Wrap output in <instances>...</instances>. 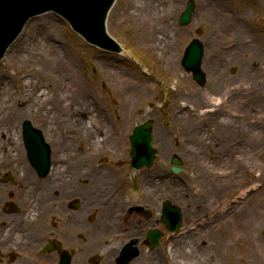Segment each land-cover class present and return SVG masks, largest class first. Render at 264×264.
Instances as JSON below:
<instances>
[{
	"label": "rangeland",
	"instance_id": "obj_1",
	"mask_svg": "<svg viewBox=\"0 0 264 264\" xmlns=\"http://www.w3.org/2000/svg\"><path fill=\"white\" fill-rule=\"evenodd\" d=\"M186 1L116 0L108 13L106 29L123 46L125 53L121 54H112L89 45L71 30L65 20L55 14L33 17L25 24L20 38L8 48L13 47V54L3 57L0 61V86L5 79L3 74L8 73L12 76L8 85L14 92L8 94L7 91H1V108L7 111L9 109L12 113L7 116L5 112H0V140L2 136L12 138L20 146L8 149L22 154L24 146L20 128L23 120L28 119L42 132L50 146L52 166L58 165L57 161H64L65 158L72 160L71 155L75 158L72 164H81L78 160L82 157H78L76 151L81 149L85 153L83 158L88 159L91 164L102 165L104 171L117 175V185L127 189L124 200L134 201L135 198L139 199L142 193L140 184L138 183L135 189L133 180H141L145 168L135 170L130 166L129 136L137 123L152 119L154 137L165 127V168L160 164L159 150L153 145L158 154L152 166L146 168L149 172L165 169V193L159 198L155 196L158 199L156 198L157 205L152 214L155 228L164 230L159 224L160 215L157 214V207L164 202L160 200L167 199L180 205V195L193 198L206 192L199 171L186 167L185 157L182 156L183 167L178 174L170 170L169 159L172 154L181 156L178 150L180 103L177 93L187 87L199 91L180 64L185 47L192 38H198L203 43L204 51L208 53L203 57L204 67L207 62L205 60L218 57L227 50V43L234 55L242 54L243 49L247 48V53L244 54L249 55V60L256 59L264 72V0H217L216 11L200 10L199 0H193L195 9L190 21L187 25H180L178 17ZM144 4H152L153 8L149 14ZM222 15L229 17V20H226L229 24L221 26ZM210 16L215 17L214 25L219 31L213 36V44L207 45L206 20ZM168 33L174 38L171 39L172 42L166 40ZM28 38L32 42L43 38L48 40L54 45L53 51L59 56L52 60H42L29 50L17 52L20 44L28 42ZM234 67L237 68L235 65ZM64 72H74L83 82L84 90L79 99L86 104L55 103L54 96L57 92H63L64 97H61L64 103L73 101L71 91H67L63 86L57 91L58 86L54 78ZM205 73L208 85L211 74L209 71ZM25 81L35 83L32 92L47 95L48 104H27L28 99L21 96ZM251 83L254 84L249 81L247 85L250 86ZM196 117L201 119L204 114L196 113ZM186 119L191 120L187 114ZM62 157L63 159H60ZM260 160L264 162V157ZM187 163L190 164L188 159ZM261 173L253 171L247 178L234 175L235 187L233 186L231 193L234 200L244 196L242 191L245 187L248 186L249 190L253 183L260 180L261 186L258 190H249L247 203L253 206L261 200L264 201V175L258 177ZM79 182H83L81 178ZM92 220L89 218L90 223H93ZM231 220L229 234L219 233L218 238L227 240L229 251L232 252L228 259L233 260L234 264H240L245 255L242 248L245 224L242 217L236 213ZM173 232L170 233L165 226V239L160 238L161 243L155 246V249L168 254L165 257L169 258L168 263L182 261L178 258V247L175 249L169 239ZM175 234L173 236H176ZM75 242V246L84 247L89 244L86 236ZM213 248L218 250L220 255L226 250L218 243ZM170 250L174 253L173 257L169 256ZM192 257L193 255L189 261ZM209 260L210 258L208 262Z\"/></svg>",
	"mask_w": 264,
	"mask_h": 264
},
{
	"label": "flooded vegetation",
	"instance_id": "obj_2",
	"mask_svg": "<svg viewBox=\"0 0 264 264\" xmlns=\"http://www.w3.org/2000/svg\"><path fill=\"white\" fill-rule=\"evenodd\" d=\"M225 46L227 50L220 56L205 60L204 71L211 74L208 85L198 86L188 74L199 91L187 87L177 93L180 168L183 156L186 167L199 171L206 190L191 198L192 202L179 205L182 213L179 236L189 234L193 247L209 254L210 260L205 264H234L228 259L232 252L227 240L218 238V234H229L234 206H240L236 213L245 224L242 246L245 255L240 264H264V201L251 206L247 203L248 194L234 203L232 175L226 185L223 182L231 172L234 155L248 149L250 137L255 138L256 165L249 170L259 172L258 166H264L260 160L264 157V120L258 118L259 135L244 130L253 121L251 104H264V72L257 60H249V55L244 54L247 52L234 55L229 43ZM249 81L254 84L248 86ZM196 113L204 117L198 119ZM153 146L159 150L160 164L165 168V127L153 136ZM76 151L78 157L85 156L83 150ZM154 151L156 156L158 152L155 148ZM26 153L23 150L22 154L0 160V264H151V259L145 260L141 252L154 249L155 229L165 239L164 202L157 207L159 224L164 230L155 228L152 218L157 199L165 193V169L143 170L141 180H133L135 189L140 184V198L124 200L126 187L117 185V175L104 171L102 165L91 164L86 158L78 160L81 164H72L75 158L71 156L70 164L65 165L68 177L56 172L52 176L57 165H51L49 172L41 176ZM80 178L83 182H79ZM83 195L88 196L91 204L85 214L80 213ZM90 210L94 212L92 218ZM100 214L112 222L118 235L104 234L89 239L91 242L84 247L75 246L81 237L90 238L84 227L91 224L89 218L97 219ZM74 218L78 220V229H74ZM197 233L204 238L199 239ZM217 243L226 248L221 255L213 248ZM123 250L125 253L121 254Z\"/></svg>",
	"mask_w": 264,
	"mask_h": 264
},
{
	"label": "water",
	"instance_id": "obj_3",
	"mask_svg": "<svg viewBox=\"0 0 264 264\" xmlns=\"http://www.w3.org/2000/svg\"><path fill=\"white\" fill-rule=\"evenodd\" d=\"M115 0H0V59L7 48L20 34L25 23L33 16L52 11L63 17L86 42L112 53H121L122 46L107 32L106 18ZM194 8L192 0H188L181 13L179 23L187 24ZM203 56L202 43L194 38L185 49L182 66L192 71L195 79L203 83L204 74L200 69ZM151 121H145L135 127L131 136V164L135 168L150 166L153 160ZM23 142L31 164L38 173L44 176L50 165L51 149L45 142L42 132L29 120L22 124ZM177 164L178 160H172ZM178 172L179 168L173 166ZM165 223L169 230H177L180 222L179 210L165 201ZM155 234L154 238L157 239ZM156 243V242H155ZM154 243V244H155Z\"/></svg>",
	"mask_w": 264,
	"mask_h": 264
},
{
	"label": "bare ground",
	"instance_id": "obj_4",
	"mask_svg": "<svg viewBox=\"0 0 264 264\" xmlns=\"http://www.w3.org/2000/svg\"><path fill=\"white\" fill-rule=\"evenodd\" d=\"M216 3H217V0H199L198 9L203 10V11H205L207 9H211V10L216 11L218 8ZM144 8L147 10V12L149 14L150 10H151V8H153V6H152V4H148V5L144 4ZM173 9H175V7H173ZM216 13H218V12H216ZM46 14H48V13H46ZM41 15H44V14H41ZM222 18H223V23L221 24V26H225V25L229 24V23H226V22H228L226 20H229V17L222 15ZM214 19H215L214 16H210L206 20L207 21L206 22V29H207L206 30V32H207L206 33V39H207L206 44L207 45L213 44V36H216L218 31H219L218 28L214 25V23H215ZM170 34L171 33H168L166 35L167 42H172L171 39L174 40V38L171 37ZM237 40H240V39L237 38ZM20 46L21 47L18 49L17 52H21L23 49H25L24 52H27L29 50L36 57H39L42 60H45V59L46 60H49V59L52 60L53 58H56L59 56L58 53H55L53 51L54 45L51 42H49L48 40H45L44 38L41 40H35V42H32L28 38V42H22L20 44ZM243 50L244 51H242V52H246L248 49L245 48ZM11 54H13V47L8 49L3 57L5 58L7 56H11ZM206 54H208V53H205V51H204V56ZM3 57L1 59H3ZM72 71H74L73 68H72ZM3 76L5 79L1 82L0 95H1V91H7L8 94H14V92L11 90V88L8 85V81H9V79L12 78V76L8 73H4ZM54 79H56L55 82H56V85L58 86L57 91L59 90L58 89L59 87L63 86L67 91L72 92V97H73L72 98L73 101L71 103H64L63 98L61 97V95L64 97V95L62 94L63 92L62 93L57 92L56 96H54L56 104H72L73 102H75L76 104H86V102H84L83 100L81 101L79 99V97H82L81 93H83V90H84L83 82L79 79V77L77 75H75L74 72H72V73H68V72L65 73L64 72V74L59 73L57 76H55ZM35 85L36 84L33 83L32 81L23 82V87H22V91H21L22 95L21 96H24L25 98L28 99L27 104H48L49 97H47V95H44L41 92H39V93L38 92H36V93L32 92L35 88ZM78 101H80V102H78ZM1 107H2V105H0V112H5L7 114V116H9L12 113L9 109L7 111L5 108H1ZM251 112H253V113H251ZM258 118L261 120H264V104H251L250 119L253 121H250L249 123H247L244 126L245 132L253 133L255 135L260 134L261 130L258 128ZM234 123H236V121ZM192 135L195 138H197V137L202 138L201 136H198L195 134H192ZM254 140H255L254 137H250V143H249L248 149L245 152L240 153L239 155H234L233 165H232V167H229L231 172L226 174V177L228 179L223 180L225 185H226V182L230 181V178H229L230 175H232V177L234 175L242 176V177H248L249 174L251 173V170H249V169L252 168V166L256 165L254 163V159H253V157H254L253 151L255 149V146L253 145ZM16 145H17V147L20 146V144L18 142H14V140L12 138H10V137L7 138L5 136L4 137L2 136V139L0 140V160L8 158L9 155H19L20 153L17 152L16 150L10 151L8 149V148H12L13 146H16ZM1 148H4V149L1 150ZM56 155H57V152H55V156ZM60 159H63V157ZM57 163H58V165H57V167H55L53 169L52 176H53V173L56 172L55 173L56 175L68 177L69 171L65 167V165L70 164L69 159L65 158L64 161H57ZM247 165L249 167H247ZM258 167H259L260 171L262 172L261 177H263L264 166H261V167L258 166ZM74 175L76 176V174H74ZM227 180H229V181H227ZM258 181H260V180H258ZM233 186H234V184H233ZM99 187H101V185ZM155 188L157 189L158 187H155ZM82 200H83L82 204L80 205V213L83 212L85 214V212L88 210V208H90L91 204H90V200H88V196H86V195L82 196ZM189 202H192L190 197H188L186 195H182V196L180 195L179 204L182 207H183L184 203H189ZM155 204H156V200H154L153 206ZM234 207H235L234 213L238 212L237 209H239L240 206H238V207L234 206ZM93 213L94 212L92 210H90L89 215L91 218L94 216ZM92 222L93 223H91L90 225H86L84 227L85 230L90 235V238L86 236V241L87 240L89 241V239H91V238H93V239L100 238L104 234L107 236L108 235H118V233L113 231L112 222L103 219L102 214L97 215V219H94ZM74 223L76 225L74 229H78L79 228V226L77 225L78 220L76 218H74ZM173 235H171L169 237V239L172 241V244L175 247V249H176V246L178 247V251H179L178 252V255H179L178 258L181 259L182 261L178 260L176 262L174 261V262L168 263L170 261L169 258H165L166 256H168V254H166L163 250L161 251L158 249H153L151 251L143 250L141 252L142 257L147 261H149L151 259V264H182V263L196 264L198 262L208 263L207 256H209V254H207L206 251H201V250L198 251L196 249V247H193V241L191 240V236L189 234L185 233L181 236H177V234H175L177 237L173 236ZM197 235H198L199 239L204 238L203 234L197 233ZM89 242H91V240ZM92 247H94V246H92ZM109 251L112 252V250L110 248H109ZM192 255H193V257L191 258V261H189V258ZM169 256L170 257L174 256V253L172 250H170ZM135 260L138 261V259H135ZM147 264H149V263H147Z\"/></svg>",
	"mask_w": 264,
	"mask_h": 264
}]
</instances>
